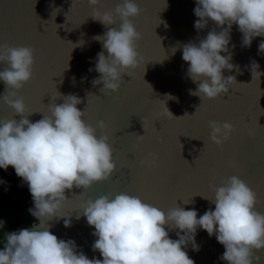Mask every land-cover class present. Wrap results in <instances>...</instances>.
I'll use <instances>...</instances> for the list:
<instances>
[{"label":"water","instance_id":"95a60500","mask_svg":"<svg viewBox=\"0 0 264 264\" xmlns=\"http://www.w3.org/2000/svg\"><path fill=\"white\" fill-rule=\"evenodd\" d=\"M72 2L0 0V45L34 50L33 78L18 91L26 105L25 115L32 113L27 117L29 121L35 123L49 115L52 102L61 104L64 96L73 94L81 100L77 107L84 112L82 119L97 129V138L108 136L116 164L109 179L95 182L86 190H66L68 200L57 217H42L41 228L58 239L75 241L77 252L82 251L89 259H102L98 251H92L94 228L82 215L76 218L89 198L95 200L108 194L114 198L123 193L164 212L178 205L185 210L195 209L199 218L209 208H215L203 198H215L209 185L220 187L231 176L239 177L256 193L255 210L264 214V53L258 54L264 37L253 38L251 47L244 48L242 33L234 24L229 63L239 65L243 74L235 68L223 70L225 78L234 76L237 82L229 93L216 99L200 98L189 93V89L196 90L197 83L187 76L189 64L182 59V50L184 44H199L214 27L213 23L209 21L202 31L195 29L196 0H134L141 9L132 21L142 35L137 51L144 63L129 70L131 75H122L117 92H103L102 84L91 83L100 74L90 72L89 68H95L99 52L104 51L107 56V51L93 38L109 28L118 29L119 22L105 27L90 17L92 8L88 0H75L73 7ZM121 3L123 0H102L101 11H114ZM252 60L260 65V82L252 80L246 68ZM4 67L0 64V70ZM5 91V84L0 81V96ZM57 92L61 96L52 101ZM166 94L173 99H166ZM160 100L165 101L174 116H190H161L164 102ZM2 119L19 121L22 117L0 99ZM100 121H104V129L98 127ZM209 121L233 125L234 131L222 146L211 141ZM150 154H154L155 164H143L145 159H151ZM5 172L10 176L15 170L9 166ZM15 177L17 187L28 188L26 182ZM27 203L28 209L34 208L31 194ZM66 218L71 219L67 228ZM175 231L169 230L171 239H178ZM196 243L200 246L198 252L191 245L185 249L195 264H227L219 259L225 249L215 236L209 237L206 231L197 229ZM253 255L261 257L259 261L253 259V264H264V249L253 250Z\"/></svg>","mask_w":264,"mask_h":264},{"label":"clouds","instance_id":"9594fccd","mask_svg":"<svg viewBox=\"0 0 264 264\" xmlns=\"http://www.w3.org/2000/svg\"><path fill=\"white\" fill-rule=\"evenodd\" d=\"M88 4L92 8L90 17L105 27L119 22L118 29L109 28L93 38L102 43L107 56L104 51L99 52L95 68H89L90 72L100 74L91 81L93 86L102 84L100 91L117 92L122 75H131L129 70L144 63L137 51L142 35L132 21L140 15L141 9L134 0H123L114 11H101L102 0H88ZM194 15L198 17L194 24L198 32L205 29L209 21L214 27L199 44L183 45L182 59L189 64L187 76L197 83L196 90L189 89V93L216 99L227 95L229 88L237 83L234 76L225 78L223 70L235 68L237 73L243 74L239 65L229 63L233 55L229 51L232 27L238 25L244 48L251 47L253 38L264 37V0H196ZM175 51L174 48L173 53ZM261 53H264V40L258 46V54ZM34 63L31 47L0 45V64L6 65L0 70V81L6 86L0 99L22 117L19 121L0 120V169L7 171L9 166L13 167L17 177L27 183L34 203V208L28 211L39 221L18 232H4L0 264H195L185 249L191 245L193 251L200 250L196 243L197 229L206 231L209 237L215 236L223 245L225 251L219 259L227 264H253V259H261L253 255V250L264 249V214L255 210L256 193L237 176L229 177L220 187L209 185L215 198L202 197L215 208H209L199 218L195 209L185 210L178 205L164 212L123 193L114 198L111 194L95 200L89 198L81 205L82 212L76 218L82 215L94 228L92 235L96 239L92 251H98L102 259H89L82 251L77 252L75 241L58 239L49 230L42 229L41 218L57 217L68 200L66 190H86L95 182L109 179L116 164L108 136L97 138V129L82 119L84 112L77 107L81 100L73 94L64 96L61 104L52 102L49 115H43L35 123L29 121L27 117L32 113L25 115L26 105L18 91L33 78ZM246 68L252 80L260 82L259 63L252 60ZM57 93L52 101L61 96ZM166 99L173 97L166 94ZM163 102L161 116L168 119L190 116L188 113L174 116ZM142 125L144 128L143 120ZM98 127L104 129V121H100ZM209 127L210 139L217 146L227 142L234 131L233 125L227 122L209 121ZM138 136L143 138V135ZM180 146L182 153L183 145ZM150 156V160L142 163L154 165L155 156ZM3 183L6 182L0 180V184ZM4 226L5 221L0 220V229ZM64 226H71L70 218L64 219ZM169 230H178L175 231L178 239H171Z\"/></svg>","mask_w":264,"mask_h":264},{"label":"trees","instance_id":"16d2710c","mask_svg":"<svg viewBox=\"0 0 264 264\" xmlns=\"http://www.w3.org/2000/svg\"><path fill=\"white\" fill-rule=\"evenodd\" d=\"M15 172L8 176L4 169H0V220L5 221V226L0 229V250L5 242L4 232H18L22 228L31 227L37 222L28 211L30 194L28 188L17 187Z\"/></svg>","mask_w":264,"mask_h":264}]
</instances>
